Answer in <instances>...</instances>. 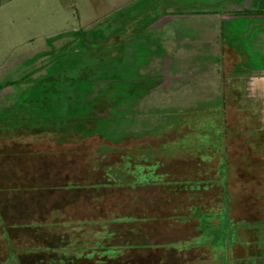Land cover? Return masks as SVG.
<instances>
[{
	"label": "rangeland",
	"instance_id": "obj_1",
	"mask_svg": "<svg viewBox=\"0 0 264 264\" xmlns=\"http://www.w3.org/2000/svg\"><path fill=\"white\" fill-rule=\"evenodd\" d=\"M213 1L1 0L0 194L11 197L10 210L30 211L34 205L44 206V198L53 186L59 192L67 188L64 195L104 190L102 211L97 210L102 215L112 210L107 219L123 225L131 223L133 233V225L138 223L159 226L163 218L159 213L150 211L148 215L136 218L117 215L116 211L123 214V209L132 204L127 200L132 197L126 187L114 188L110 180L131 186L141 182L167 187L191 183L182 176L156 171L164 163L160 159L149 165L132 164L129 159L139 146L147 143L150 145L143 149L147 151L146 156H151L155 150L154 156L160 157L164 146L158 145L178 139L192 129L181 141L210 145L216 150L217 172L212 180L219 179L217 182L223 184L224 179L230 178L231 192L218 194L215 201L200 195H196V199L185 195L179 213H168L163 218L169 220L167 225L174 221L181 230L171 232L169 228L168 238L162 242L150 237L147 244H123L120 248L133 249L122 250L120 261L137 254L136 248L140 254H152L151 264H260L258 253L264 255V209L262 217L251 216L248 210L255 204L253 199L258 196L264 199V175L261 176L253 162L246 160L242 163L245 179L236 180L238 171L234 169L233 161L225 163V153L217 135L222 133V128L230 135V129L239 124V113H242L245 126L251 124L252 120L244 119L243 111L252 105L242 103L248 100L242 99L239 91H243L244 86L239 81L241 76L242 82H246L245 77L249 74L234 69L259 62L256 52L264 42L258 39L259 44L242 35L232 43L229 36L221 33L229 24L232 28H246L248 20L237 19L230 23L212 14L197 15L208 9L212 13L223 12L229 6L223 5L222 0ZM244 1L249 4L252 0ZM193 11L197 14L191 17L189 14ZM127 17L132 19L123 20ZM208 29L211 40L200 41ZM252 32L254 35L255 30ZM161 39L164 41L160 42ZM130 43L134 49H128ZM151 43H157L155 48L158 50L149 61L147 54H152ZM231 45L233 49L229 47ZM240 53L243 61L235 67L233 64L239 60ZM125 56L133 61L131 65L122 63ZM145 62L148 64L141 66ZM207 67L210 71L204 72ZM258 110L264 112V105H259ZM220 111L224 112V120L219 123L217 114ZM262 117L260 123H264V113ZM61 131H65L63 136ZM41 132H49L53 136L51 139L65 140L68 144L78 138L76 134L82 136L81 147L89 161H83L80 167H89L97 159L98 181L85 178L80 184L73 180L65 184L47 183L49 169L35 165L33 145L27 146V151L9 145L14 141H30L39 146V139L34 134ZM241 140L235 136L229 139L230 143ZM209 150L204 149L203 158L212 156L207 153ZM137 155L143 158L145 152ZM121 157L122 160L116 161ZM177 169L180 175L189 176L185 166L180 165ZM129 176L132 177L128 179ZM252 176L258 179L257 182L252 181ZM242 181H247L244 183L247 189L238 192L235 187ZM207 184V181L202 185L195 181L196 187ZM152 190L147 192L152 193ZM162 200L159 195L153 197L151 203L160 204ZM238 201H242L243 210H248L241 213L235 204ZM69 208L72 209L68 206L64 211ZM85 209L91 211L89 205ZM47 211L44 215L31 214L25 221L51 219ZM94 216L90 214L82 222L67 221L69 228L70 224L73 227L76 223L86 226L83 242L73 249L75 253L81 254L84 248L101 245V232L92 231L90 226L102 225V219ZM7 220L0 209V236L5 242V253L2 256L0 251V257L3 264H22L21 254L40 248H30L18 240L10 242L7 239L8 234L11 236L9 228L23 231L28 225ZM46 224L39 222L32 226L43 230L42 225ZM2 246L0 243V249ZM59 249L65 251V248ZM106 252L115 251L108 248L97 253ZM139 258L143 260L141 255ZM138 261L135 258L128 264H141Z\"/></svg>",
	"mask_w": 264,
	"mask_h": 264
},
{
	"label": "crops",
	"instance_id": "obj_2",
	"mask_svg": "<svg viewBox=\"0 0 264 264\" xmlns=\"http://www.w3.org/2000/svg\"><path fill=\"white\" fill-rule=\"evenodd\" d=\"M215 1L216 0H214L213 2L216 3ZM220 2H222L223 5H229L223 10V12L214 11L212 13L208 9L207 12L204 13L197 14L194 13L193 11L189 15L194 16L195 14H197L199 16L200 14L201 15L212 14L214 16L219 17V19L221 20L224 19L230 21V23L232 22V20L234 21L237 19L248 20L249 25H247L246 28H240V27L232 28L233 26L229 24L225 28V31L223 30V32L221 33L222 34L225 33L227 36H229V39L231 40L232 43L236 41L235 39L237 40L241 39L242 35H245V39L251 41L258 42V39H261L264 42V0H252L249 3L250 5L248 3L245 4L244 0H222ZM120 3H123L122 6H125L124 1H121ZM115 8L117 7L115 6ZM176 15L182 16L179 15L178 13ZM95 17H98V15H95ZM131 19H132L131 17L130 18L127 17L126 19L124 18L123 20H131ZM167 19L170 18L168 17ZM213 30L214 32H216L214 26H213ZM252 30H255L254 35ZM203 34H205V37L201 36L200 41L201 40L206 41L207 39L211 40V37L209 36V29L208 32ZM141 39L142 37L138 39V42ZM159 41L163 42L164 40L161 39ZM133 42H134L133 47L135 48V41L133 40ZM131 43L128 44L127 46L129 47L128 49H134L131 47ZM156 45L157 43H151L149 45L150 50L152 52V54L150 55H148L149 53L147 54V56H150L149 61L151 59V56L157 54L156 51L158 49L155 48ZM229 47L233 49V45ZM257 51H258L256 52L258 54L257 58L260 59L259 62L248 63L246 65H242L240 69H234L237 72H241V74L243 73L249 74L245 77L246 82H242L243 78L241 76L239 81L243 83L244 86L242 87L243 91L241 89L239 91L243 96L242 99L244 98L248 100L246 101V103L244 102L242 103L245 104L246 106L252 105V107H248L247 110L243 111L244 119H247L249 121L252 120V122L250 125L245 126L243 122L244 121L243 117L241 115L242 113H239V115L242 118L241 117L238 118L240 119L239 124H237L234 128L230 129L231 131L230 135H227L226 130L222 128V135L223 138L225 139L221 141V150H223V152L225 153V163L226 162L231 163V161L234 162V166H235L234 169L238 171L237 172L238 178L236 177L237 178L236 180H239L240 177L241 180L245 179L244 176L242 175L244 173L243 168L245 166L244 165L242 166V163L245 162L246 160L247 162L250 161L253 162L254 167L258 168V170L261 172V176L264 175V123L259 122L261 121V119H263L262 116L264 112H262V110L261 111L258 110L259 105L261 104L264 105V100L259 101L261 99H264V45L260 46L259 49H257ZM166 52L167 51L165 50L164 51L165 55ZM238 57L239 60L237 61V63L233 64L235 67L238 66V64L243 61L242 59L243 57L241 53ZM246 58L247 57H245V59ZM146 64H148V62L147 63L145 62L144 65L141 66H145ZM201 67L203 68L204 66ZM212 69L215 70L214 67ZM206 70L210 71V68L208 67L204 68V72H206ZM256 94L257 96H254ZM255 99H257V101ZM62 112H65V110L64 111L62 110ZM223 115L224 112L217 114V120L219 123L222 120H224ZM255 121H256V125H255ZM245 127L248 128L250 131H248ZM191 130L192 129L182 133L181 137L177 135L178 139L170 140L167 141V143H162L161 145H158L160 148L164 146V148H162L164 150L162 152L160 151L161 152L160 157L154 156L156 154L155 150H152L151 156H146L147 151L143 149H145L147 146L150 145L147 143L146 145L139 146L138 151H135L134 156L131 157L129 160L131 161L132 164H136L137 161H139V163H142L143 165H149L155 162H160V160H162V162L164 163L162 164L159 163L160 164L159 168L156 169V171H161V172L165 171L167 175L168 172L173 174V169L178 170L177 168H179L180 165H183L186 167L187 170L186 172L189 174V176L184 177L182 175V178H184L185 181L186 180L192 181L191 183L193 184L184 182L183 183L184 185L175 187L173 190L169 192L168 187L164 184L161 185V184H153V183L152 184L140 183L138 185L131 186L128 184H122L120 182H117L116 180L114 181V179H111L110 183L113 184L114 188L126 187L130 191L129 195L131 194L132 197V199H129L127 195L128 197L127 200H130L132 204L127 205V207L123 209V214L122 213L120 214L119 211L118 212L116 211L117 215H130V216H135L136 218L139 216L148 215L149 212L151 211L155 214L159 213L161 218L162 217L164 218V216L168 215V213L169 214L179 213L177 211H180V209L182 208L183 197L185 195L193 197V199H196V195L198 196L200 195V197H202L203 199L213 198L215 201L216 199L219 198L218 194L223 193L225 191L226 193L231 192L230 178L227 181L224 179L223 184L217 182L219 179H217L216 182L212 180L214 179L215 173L217 172L216 150H213L210 147V145L207 146L206 144L204 145L202 143L184 144L181 141V138L184 137ZM175 131L177 132L179 130L176 129ZM64 132L61 131L62 136L64 135ZM76 135H77L76 137L78 138L74 139L73 143L68 144L66 143L67 141L65 140H62L63 142L61 141L57 142L56 140L51 139L50 137L52 135L49 132H41L38 134H34V136H36L39 139L37 141L39 143V146H34L35 144H32L30 141L27 140L28 141L27 143L18 142V145H15L14 147H17L20 150L27 151V146L29 147L33 145V148L36 150L34 151L35 165L43 169H49L47 183L51 185L65 184L67 183L68 180H73L74 182H77L76 184L78 183L80 184L84 181L85 178H91L92 180L98 181L96 175L99 169L98 165L96 164L98 162L97 159L96 162L89 165V167H87V165L80 167V163H82L83 161L84 163H88L87 161H89V158L87 157L84 148L81 147L82 142L80 141L81 140L83 141L84 139H81L82 136H80L79 134ZM232 136L241 137L242 138L241 142L230 143L229 139ZM205 148L210 149L209 151H207V153L212 154L211 157H207V158L202 157ZM111 152L114 153V151ZM144 152H145V157L143 158L142 157L140 158L137 155V154H143ZM109 153L110 152H108V154ZM241 155L245 157H241ZM122 157L116 161L122 160ZM165 164L166 166H164ZM168 165L170 166L172 165V168L174 166L177 167L171 169L170 167H168ZM186 172H184L183 174H185ZM130 177L132 176H129L128 179ZM252 177H253L252 181L256 180L257 182L258 179L254 178V176ZM194 180L196 182L198 181V184L201 185L204 183V181L209 182V184H207V186L196 187ZM244 183H247V181L245 182L242 181L240 185L236 186L235 187L236 191L241 192L242 190L243 191L246 190L247 188L244 186ZM157 186H159V188H157ZM66 189L67 188H63L62 191L59 192L56 191L53 186V188L49 189L47 196L44 198L45 201L44 206L36 207L34 205L33 210L19 211V212H15V210H10V206L12 204L10 196L0 194V209L2 213L7 216L8 218L7 221H13L16 222V224L28 225L26 226L27 228H25L23 231L9 228L10 229L9 232L11 236L8 234L9 237L7 239L10 240V242L18 240L19 242L23 243L25 246H29L30 248H32L33 246L40 248L38 250L32 248V250H30L29 252L27 251V253L21 254L20 259L22 261V264H126V263L128 264L131 263V260L134 261L135 258L139 259L138 262L141 264H151L152 254L149 252L146 253L143 252L142 254H140V251H138V249L136 248H134V250H137L138 255L135 253L133 255H128V257L121 262L120 253L122 252V250L123 251L128 250L129 252V250L133 248L132 247L120 248V246H122L123 244H129L130 246V244L133 243L147 244L150 240L149 239L150 237H153L157 241L162 242L168 238L166 232L168 231L169 228L171 229V232L181 230V229H177L178 226H176L177 224L174 221H170L171 225H167V223H169V220L165 221L162 218V224L160 222L159 226L152 227L149 226L148 224L145 225L143 223L140 224L138 223L136 226L133 225L134 227V233H133L131 223L123 225L120 222L115 221L113 219H107V216L112 213V210L111 211L107 210L105 215H102L98 211L101 210L103 207L102 201L104 199L102 198L103 195H105L104 190L101 192H95V191L86 192V193L77 192L72 195H64V193H66L65 191ZM149 189L151 190L154 189V190H152L153 191L152 193L150 191L147 192ZM155 190L157 191L155 192ZM159 195L160 197L162 196L163 198L162 202L160 204L159 203L157 204V202L151 203L153 197H159ZM253 201L255 204L253 206L251 205L250 210L248 209L243 210L244 207L241 206L243 204L242 201H238V203L235 204L237 205V207L240 208L239 211L241 213L243 211L245 212L246 210H248L251 216L255 215L262 217L263 214L261 211L264 209V199L258 196L257 199H253ZM244 202L246 204L248 203V201L245 200ZM88 205L91 211H87L85 209ZM68 206H71L72 209L69 208V209H65L64 211V208ZM93 207L96 209L93 210ZM83 210H86L87 212ZM145 210H148V212ZM46 211L50 212L49 218L51 219L45 218L44 221H37V222H35L33 219L28 222L25 221V219H29L28 217L31 214L44 215ZM90 214L95 215L96 217L102 219V225L95 223L90 226L92 227V231L96 230V232L97 231L101 232V237H100L101 245H97L98 247L94 246L92 248L91 247L84 248L81 254L75 253L73 249L78 248L79 245L83 242L84 239L83 234L86 231L85 229L86 226L83 224L76 223L74 224L73 227H72L73 224H70L71 228H69L67 221L75 219L76 222L78 221L82 222L83 219L85 217H89ZM105 221H107V224H104ZM39 222L40 223L47 222L46 225H42L45 229L39 230L38 229L39 227L36 228L32 226V224ZM119 225H121V227H119ZM178 225L181 226L182 224L178 223ZM181 228L183 229V226H181ZM1 232L2 231H0V233ZM140 239L143 240L141 241ZM0 243L1 245H3L2 248L0 249L1 254L3 256V254L5 253V242L1 236H0ZM59 248H65V251H61ZM108 248H112L113 251L115 252L114 253L106 252L105 254H100V255L97 253V252H102L103 250H106ZM140 255L143 257V260L139 258ZM2 260L3 258L0 257V264H3ZM258 260H259L258 263L260 262V264H264V255L260 252L258 253Z\"/></svg>",
	"mask_w": 264,
	"mask_h": 264
},
{
	"label": "trees",
	"instance_id": "obj_3",
	"mask_svg": "<svg viewBox=\"0 0 264 264\" xmlns=\"http://www.w3.org/2000/svg\"><path fill=\"white\" fill-rule=\"evenodd\" d=\"M0 2H1V0H0ZM220 113H221V111H220ZM219 114V113H218ZM219 127H221L220 125H219ZM220 130H221V128H220ZM222 131V130H221ZM215 137V136H214ZM217 137L218 138H220V139H218V142L221 144V141H222V139H223V135H222V133H220L219 135H217ZM20 144V143H19ZM10 145V147H14L15 145H18V142H14V143H10L9 144ZM138 160V159H137ZM130 161V160H129ZM137 163H139V161H137ZM172 166V165H171ZM170 166V168H172ZM179 171H177V170H175V169H173V176H175V177H181L182 175H180L179 173H178ZM141 184H147V182H141ZM161 185H163V184H161ZM182 184H180V183H178V185H174V186H168V191L170 192L171 190H173L175 187H178V186H181ZM157 188H159V186H157Z\"/></svg>",
	"mask_w": 264,
	"mask_h": 264
},
{
	"label": "flooded vegetation",
	"instance_id": "obj_4",
	"mask_svg": "<svg viewBox=\"0 0 264 264\" xmlns=\"http://www.w3.org/2000/svg\"><path fill=\"white\" fill-rule=\"evenodd\" d=\"M122 63L129 66L133 63V61H131V59H129V58H127V56H125L124 59L122 60ZM117 69H115L114 71H116ZM53 88H54V86H53Z\"/></svg>",
	"mask_w": 264,
	"mask_h": 264
}]
</instances>
